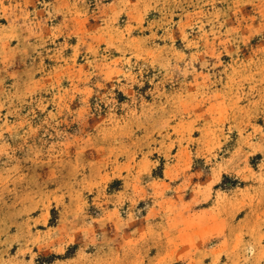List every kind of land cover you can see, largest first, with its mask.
<instances>
[{
	"label": "rangeland",
	"instance_id": "rangeland-1",
	"mask_svg": "<svg viewBox=\"0 0 264 264\" xmlns=\"http://www.w3.org/2000/svg\"><path fill=\"white\" fill-rule=\"evenodd\" d=\"M0 264H264V0H0Z\"/></svg>",
	"mask_w": 264,
	"mask_h": 264
}]
</instances>
